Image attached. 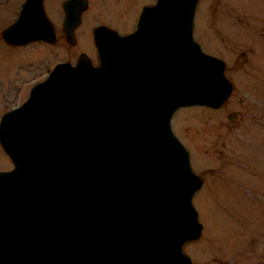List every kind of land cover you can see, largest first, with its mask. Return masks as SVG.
Here are the masks:
<instances>
[{
	"label": "water",
	"instance_id": "water-1",
	"mask_svg": "<svg viewBox=\"0 0 264 264\" xmlns=\"http://www.w3.org/2000/svg\"><path fill=\"white\" fill-rule=\"evenodd\" d=\"M198 1L156 0L126 35L95 29L98 65L85 53L58 62L1 116L13 166L0 171V264H191L182 248L201 235L202 180L171 119L232 91L223 60L193 37ZM29 2L6 43L44 39ZM71 4L72 28L84 1Z\"/></svg>",
	"mask_w": 264,
	"mask_h": 264
},
{
	"label": "rangeland",
	"instance_id": "rangeland-1",
	"mask_svg": "<svg viewBox=\"0 0 264 264\" xmlns=\"http://www.w3.org/2000/svg\"><path fill=\"white\" fill-rule=\"evenodd\" d=\"M143 3L154 0H129L126 13L116 15L91 0L75 46L62 36L54 44L10 45L2 31L15 10L0 11V119L24 102L58 62L74 64L84 51L98 65L84 33L103 16L111 27L128 32ZM53 7L49 0L47 13L55 19ZM193 37L205 53L223 60L232 91L219 108L183 107L171 119L192 170L202 180L192 197L201 235L182 250L191 264H264V0H199ZM12 166L0 146V171Z\"/></svg>",
	"mask_w": 264,
	"mask_h": 264
},
{
	"label": "flooded vegetation",
	"instance_id": "flooded-vegetation-1",
	"mask_svg": "<svg viewBox=\"0 0 264 264\" xmlns=\"http://www.w3.org/2000/svg\"><path fill=\"white\" fill-rule=\"evenodd\" d=\"M27 1L28 0H0V11H1L2 15L5 12L7 14L8 13L11 14L13 12V10H15L13 17H11V20L8 21L7 26L13 24L19 18L21 11L23 9V5ZM52 1L54 3V7L52 9H53V11H57V15H56L55 19H52L47 13V4L49 3V0H30V2H29L31 5L30 6L31 12L33 14L35 13V15L38 12V11H36V10H38L37 4H38V2H40L42 10H43V14L45 16V19L49 23L48 27L44 26L43 31H40L41 34L43 35L44 39L37 40V41H42V42H45L47 44H54L59 39V37L62 36L68 45L75 46V44L77 42L76 41L77 30H78V28H80V26L82 25V23L85 19L84 14L90 9L91 0H52ZM80 1H84V5L82 4L83 7L80 11L79 23L71 28L70 26H71L72 21L67 20V14H66V10L64 8V4L67 2H72L71 7H72L73 12H75V9H77L80 6ZM97 1L102 3V8L109 9V13H110V9L112 8V13L116 14V15H117V13H120L123 11L126 13L127 3L129 2V0H97ZM11 2H12V5L8 6ZM154 2H155V0H154ZM152 4L153 3H143L140 5V10L137 13V17H136V21L134 23V27H133V29L129 30L128 32H120L117 28L111 27L109 24H107L106 22H104L102 20V19H105V17H106V16L102 15L103 17H101L98 22H95V24L93 26H91V28L87 32L84 33V36L90 37V41L92 44L91 47H94V50H96V52H97V56H98V51H97V48H96V45L94 42V31H95V29H97L99 27H106L107 29L113 30L120 35L129 34L136 28V25H137V22H138V19L140 17V14L142 12L143 7L146 5H152ZM5 5H7L8 7L5 8L4 7ZM121 5H123V7H124L123 9L121 8ZM120 9H122V11ZM118 17H120V16H118ZM123 17H125V16H123ZM31 18L32 17H30V19ZM58 24H60L59 28L57 26ZM58 29L60 31L59 36L57 33ZM68 29L69 30L71 29L70 34H69L70 39L68 37V31H69ZM70 40H72V41H70ZM82 53H85V52L81 51L79 53V55ZM94 65H96V64H94Z\"/></svg>",
	"mask_w": 264,
	"mask_h": 264
}]
</instances>
